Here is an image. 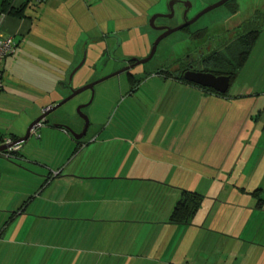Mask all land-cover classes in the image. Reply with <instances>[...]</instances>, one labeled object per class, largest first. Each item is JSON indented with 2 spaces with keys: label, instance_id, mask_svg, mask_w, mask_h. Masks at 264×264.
Instances as JSON below:
<instances>
[{
  "label": "crops",
  "instance_id": "obj_1",
  "mask_svg": "<svg viewBox=\"0 0 264 264\" xmlns=\"http://www.w3.org/2000/svg\"><path fill=\"white\" fill-rule=\"evenodd\" d=\"M10 2L25 5L18 17L0 0V30L14 41L40 22L87 15L81 0ZM155 3L107 4L124 20L149 15ZM256 20L258 38L238 72L248 78L226 94L148 72L133 88L128 80L117 119L91 120L88 136L75 140L57 126L77 132L70 118L44 119L15 157L0 155V264H264V57L253 56L264 43V13ZM120 30L96 39L113 38L104 54L121 45ZM182 190L203 200L188 223H171Z\"/></svg>",
  "mask_w": 264,
  "mask_h": 264
},
{
  "label": "rangeland",
  "instance_id": "obj_2",
  "mask_svg": "<svg viewBox=\"0 0 264 264\" xmlns=\"http://www.w3.org/2000/svg\"><path fill=\"white\" fill-rule=\"evenodd\" d=\"M111 1L81 0L86 7L87 15L80 21L73 15L71 20L70 18L65 21L55 20L48 22V24L43 21L40 22L39 27L33 30L32 36L15 38L17 45L14 53L2 62L4 87L0 91V134H3L4 137L24 135L29 123L43 112V104L49 102L51 98L59 97L62 99L70 94L71 89H77L84 84L123 69L127 65L128 59H142L148 55L154 40L159 35V31L149 25V18L154 13L164 11L167 8L168 0H156L158 3H155V6L149 10V15L142 14L124 20L117 17L120 12L117 13L113 10V5L107 4ZM118 1L126 4L134 3L130 7L139 10L143 7L141 4L155 0ZM189 1L191 8L188 16L191 19L203 8L219 0ZM137 2L142 3L136 4ZM263 13L264 0H229L206 12L190 25V31L207 26L204 38L199 37L193 40L189 37V31L182 29L164 37L158 43L150 60L95 84L90 104L81 108L82 113L89 119V125L91 120L98 119L99 122L105 121L106 123L117 119L118 112L122 111L128 102L126 97V101L122 103L120 110L115 112L122 102L124 98H122V94H125L129 84L127 73L136 74V72H140V75L135 76L143 78L146 73L152 71H172L188 54H193L194 49L204 43L209 36L219 35L223 32L229 33L227 29L240 23L249 27L255 23L256 19L254 18H259V15H263ZM250 19L254 20L250 22ZM179 22L180 7H177L171 18L158 17L155 23L162 24L163 27H174ZM64 24L72 26V30L68 33L66 30L61 31ZM45 25L49 27L47 30H44L47 28ZM75 26L84 30L81 37L73 32ZM120 28L124 29L120 30L118 34L121 45L113 53L104 54L102 43L106 41L112 49L114 46L113 38L106 35L103 42L96 41V39H99L101 34H111L112 31ZM221 29L223 31H220ZM238 30L239 28L234 32L237 33ZM87 41L90 45L88 49L85 46ZM263 44L260 43L256 46L255 50L258 51L253 52V56H260V59H263L264 54H259L260 49H264ZM74 50L76 53L72 57ZM84 56L85 61L73 74L69 83L71 71ZM211 69L214 67L211 66ZM63 74H65L64 78ZM237 77L238 74L235 78L237 82L248 78L245 74H241L238 79ZM90 96L89 90L78 93L47 114L45 119L52 122L54 119L61 120L65 117L75 121L76 124L78 123V127L82 126L83 120L77 114L76 108L88 102ZM34 139L35 137L30 135L27 140L19 145Z\"/></svg>",
  "mask_w": 264,
  "mask_h": 264
},
{
  "label": "water",
  "instance_id": "obj_3",
  "mask_svg": "<svg viewBox=\"0 0 264 264\" xmlns=\"http://www.w3.org/2000/svg\"><path fill=\"white\" fill-rule=\"evenodd\" d=\"M229 0H219L218 2L211 4L205 8H203L201 11H199L196 15H194L191 19H187V14L190 10L191 7V2L189 0H168L167 2V13H154L150 18H149V25L152 28L155 29H163V31L156 37V39L154 40L150 52L148 53V55L142 59H138V58H130L127 61H132V63L130 65L125 66L123 69L118 70L116 72H113L109 75H106L100 79L94 80L92 82H89L87 84H84L83 86L77 88V89H71L70 94L66 97H64L62 100L58 101L55 104H51L48 105L44 108L43 112L40 114V116H38L37 118H35L33 121H31L29 123V125L26 128V131L24 133L23 136H21L18 139H15V143H21L25 140L28 139V137L30 136V130L31 128L39 121L44 120L45 117L47 116V114H49L51 111L55 110L56 108H58L59 106H61L63 103H65L66 101H68L69 99H71L72 97H74L75 95H77L78 93L85 91V90H89L91 93V96L88 100V102H86L85 104H81L76 108V112L77 114L82 118L83 120V124H82V128L80 130V132H76L74 131L70 126L67 125H62V124H57V126L62 127L63 129H65L69 135L75 139V140H79L81 139L87 131V128L89 126V119L88 117L82 113L81 108L85 107L86 105L90 104L92 97H93V91H94V86L95 84L117 74L120 73L122 71H126L129 70L131 67L136 66L138 64L141 63H145L148 60H150L152 58V56L154 55L157 45L158 43L166 36H168L169 34L178 31L192 23H194L199 17H201L203 14H205L206 12L226 3ZM174 3H178V4H183L185 6V10L183 12V18H184V22L182 24H179L177 26L174 27H156L154 24V20L158 17L161 18H171L174 15V8H173V4ZM85 60V56L82 58L81 62L71 71L70 75H69V83L70 80L73 76V74L78 70V68L80 66H82L83 62ZM183 78L187 81H190L192 83L198 84L202 87H206V88H210L213 89L214 91H217L219 93H225L228 88H229V84H230V78L227 75L221 74V75H215L212 72H202V71H186L183 74ZM7 146L5 144L0 145V151L5 149Z\"/></svg>",
  "mask_w": 264,
  "mask_h": 264
},
{
  "label": "trees",
  "instance_id": "obj_4",
  "mask_svg": "<svg viewBox=\"0 0 264 264\" xmlns=\"http://www.w3.org/2000/svg\"><path fill=\"white\" fill-rule=\"evenodd\" d=\"M2 4V11H5L8 14L16 15L18 17L24 16V6L15 8L12 5V2L10 0H1ZM143 7L140 9L148 7L147 5L141 4ZM259 29H251V31H247L246 34L242 35L241 37L235 38L232 46L227 53H224L222 51L209 53L207 55V64L214 67V69H211L213 73L221 74L225 73L230 78V83L233 82L236 78V75L238 74L239 70L245 63L252 47L254 46L258 35H259ZM209 70V69H206ZM163 72L166 75L175 76L177 79L194 85L196 87H199L205 91L217 94V95H224L227 93H219L217 91H214L213 89L202 87L198 84L192 83L190 81H187L183 78L182 75L176 76L173 75L171 71L166 70H159ZM160 73V72H159ZM128 74V80L132 85V88L135 87V84L139 83L143 78H137L132 73ZM15 139V138H13ZM262 191L260 189H257L253 192V195L258 197V205L260 206L263 203V199L261 197ZM203 200V196L188 190H182L181 197L176 202L170 217L169 222L171 223H188L189 219L192 217L193 213L198 209L201 201Z\"/></svg>",
  "mask_w": 264,
  "mask_h": 264
},
{
  "label": "flooded vegetation",
  "instance_id": "obj_5",
  "mask_svg": "<svg viewBox=\"0 0 264 264\" xmlns=\"http://www.w3.org/2000/svg\"><path fill=\"white\" fill-rule=\"evenodd\" d=\"M177 7H180V22L177 24V25H179V24H182L184 22L183 12L185 10V6L183 4L174 3L173 4L174 14H175ZM167 12H168V10L166 8L161 13H167ZM156 19L154 20L155 26L156 27H163L162 24L158 25L157 23H155ZM187 19L189 20L188 14H187ZM254 19H257V18H254ZM254 19H250V22H252ZM190 25L182 28V30H188L189 31V37L191 39L196 40L199 37L204 38V36H205L204 32L207 30V26L205 28H199V29H195L193 31H190ZM153 29H155V28H153ZM245 29H247V31L248 30L251 31V29L252 30L257 29V20L255 21V23H253V25H251L249 27H245V25L240 23L239 24V30L237 31V33H235V32L234 33L223 32L222 34L220 33L219 35L209 36L204 43L199 45L198 48L194 49V51L192 52L193 54H188L184 58L183 61L179 62L178 66L171 71L172 74L176 75V76H180V75L183 76V74L186 71H191V70L202 71V72H212L211 66L207 64V55L209 53H214V52H218V51H222L224 53H227V51L232 46H234L233 42H234L235 38H238V37H241L242 35H244V33H242V32ZM155 30H158L159 34L163 31V29H155ZM131 63H132V61H129L127 63V65H130ZM206 69H209V70H206ZM214 74L215 75H221V74L227 75L225 73H221V74L214 73ZM81 128H82V126L79 128V130H77V132H80Z\"/></svg>",
  "mask_w": 264,
  "mask_h": 264
},
{
  "label": "built area",
  "instance_id": "obj_6",
  "mask_svg": "<svg viewBox=\"0 0 264 264\" xmlns=\"http://www.w3.org/2000/svg\"><path fill=\"white\" fill-rule=\"evenodd\" d=\"M15 51V42L12 36L5 35L0 30V91L3 90L4 87V74L2 62L9 55L13 54ZM42 120L37 122L30 130V135L34 137H39V129L42 126ZM2 144H5L7 147L0 151V155L6 158L15 157L16 152H18L20 148V143H15V139L11 136L3 137Z\"/></svg>",
  "mask_w": 264,
  "mask_h": 264
}]
</instances>
